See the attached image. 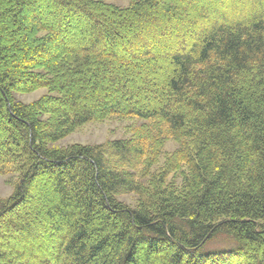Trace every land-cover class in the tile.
Returning a JSON list of instances; mask_svg holds the SVG:
<instances>
[{
	"label": "trees",
	"instance_id": "trees-1",
	"mask_svg": "<svg viewBox=\"0 0 264 264\" xmlns=\"http://www.w3.org/2000/svg\"><path fill=\"white\" fill-rule=\"evenodd\" d=\"M227 1L249 13L0 0V175H18L0 199V264H264V0ZM180 35L189 47L162 50ZM161 70L135 101L128 85ZM109 117L141 122L56 146ZM220 239L236 247L203 250Z\"/></svg>",
	"mask_w": 264,
	"mask_h": 264
},
{
	"label": "rangeland",
	"instance_id": "rangeland-1",
	"mask_svg": "<svg viewBox=\"0 0 264 264\" xmlns=\"http://www.w3.org/2000/svg\"><path fill=\"white\" fill-rule=\"evenodd\" d=\"M106 2L112 3L113 5H118V6H128L132 0H105ZM200 2L201 0H196ZM208 3L213 4L214 6L216 5V9H219L220 11H231L234 12V5L238 7V9H245L244 11L249 13V10L246 11L248 8L247 5L244 6V3L247 2H235L231 3L230 6H228V1L227 0H205ZM204 2V0H203ZM215 3V4H214ZM233 5V6H232ZM244 15V14H241ZM77 15L76 17L78 18ZM184 28V26H181L179 29ZM190 30V29H188ZM187 30V32H188ZM183 32H186L185 30H182ZM129 37L132 36L133 31L128 32ZM131 34V35H130ZM134 35V34H133ZM161 37V36H160ZM159 38V37H158ZM191 37L190 36H178L177 38L175 37H169L164 41L163 43L165 44L164 50L165 49H177L182 46H190L191 43ZM155 53H158L160 51L159 46L154 48ZM117 54L123 55L124 50L120 46H115L114 50ZM141 68V67H140ZM140 71H143L140 69ZM144 72V71H143ZM162 70L159 72V74H152L150 80H152V83L147 82V80H144L142 76H136V84L140 87L139 89H136L137 87H134L132 84L128 85V90L131 91V97H134L135 101H142L145 97L148 96V94L145 92L146 87L148 89H153L155 86L154 83L157 82L159 79V75H162ZM153 78V79H152ZM133 90V91H132ZM135 90H138L135 91ZM48 94L47 89H39L34 92L29 93V94H19L17 95V99L19 101H22L24 103H31L39 98H41L44 95ZM127 98V95L125 96ZM129 98V97H128ZM141 103V102H140ZM141 121L138 118H127V119H121L117 117H109L103 121L100 122H89L84 124L83 126L79 127L75 131H73L71 134H69L67 137L64 139L58 141L56 143V146H69L73 144H81V145H97V144H103L108 141L112 140H118V139H126L131 136V129L135 128L138 123ZM176 148V143L173 141H168L165 150L166 151H173ZM17 178L18 175H0V199H6L9 198L15 189V184L17 183ZM121 202H125V204H128L131 207H134L135 202H136V196L135 195H127L120 197ZM231 244V243H230ZM228 242H226L223 239L220 240H214L210 242V244L206 245L204 247L205 252H210V251H224V250H229L230 248H235V244L230 245Z\"/></svg>",
	"mask_w": 264,
	"mask_h": 264
}]
</instances>
